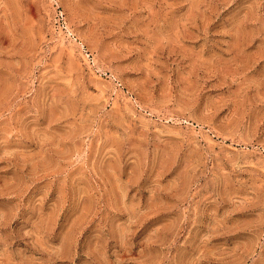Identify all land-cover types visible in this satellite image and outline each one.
<instances>
[{
  "label": "rangeland",
  "instance_id": "1",
  "mask_svg": "<svg viewBox=\"0 0 264 264\" xmlns=\"http://www.w3.org/2000/svg\"><path fill=\"white\" fill-rule=\"evenodd\" d=\"M0 264H264V0H0Z\"/></svg>",
  "mask_w": 264,
  "mask_h": 264
}]
</instances>
